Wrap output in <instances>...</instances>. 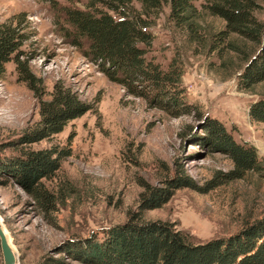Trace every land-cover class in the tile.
Masks as SVG:
<instances>
[{
  "label": "rangeland",
  "instance_id": "rangeland-1",
  "mask_svg": "<svg viewBox=\"0 0 264 264\" xmlns=\"http://www.w3.org/2000/svg\"><path fill=\"white\" fill-rule=\"evenodd\" d=\"M259 3L255 15L264 22V0ZM63 7L91 10L103 5L98 0H0V23L22 15L30 21L29 28L22 23L28 36L20 61H27L33 76L29 84L20 78L14 60L5 63L0 158L15 154L8 143L39 122V102L51 98L56 84L69 87L89 107L59 133L30 145L34 150L56 149L59 155V168L42 180L57 197L55 210H46L16 180L0 173V218L17 264H111L83 252L85 246L104 238L110 227L132 220L152 189L169 190L167 179L179 176L185 182L160 206L145 210L146 220L166 221L192 242L204 243L261 217L264 122L251 120L248 109L264 94V81L251 92L240 89L232 68H219L216 55L193 50L168 20L165 5L149 29L153 40L146 56L163 69L174 58L181 61V87L189 108L175 116L110 79L85 55L86 42L74 46L64 31L71 26ZM132 7L139 9L140 4L133 1ZM207 116L220 120L237 142L256 148L260 171L228 179L229 156L201 138Z\"/></svg>",
  "mask_w": 264,
  "mask_h": 264
},
{
  "label": "trees",
  "instance_id": "trees-1",
  "mask_svg": "<svg viewBox=\"0 0 264 264\" xmlns=\"http://www.w3.org/2000/svg\"><path fill=\"white\" fill-rule=\"evenodd\" d=\"M133 1L140 4L139 9L132 7ZM98 2L103 8L63 7L65 22L71 26L64 28L65 34L73 37L72 44L76 47L86 42L85 55L130 94L151 99L157 107L168 109L175 116L188 113L189 108L181 87V61L174 58L163 69L146 56L153 40L149 29L165 5L169 7L168 20L193 50L216 55L219 68H232L230 74H236L240 89L251 92L264 81V22L255 15L259 0H201L198 5L194 0ZM23 22L29 28L30 21L23 15L0 23V77L5 72V63L14 60L20 78L30 84L33 76L29 74L27 61H20L21 48L28 36ZM233 59L238 60L237 65ZM88 109L76 92L56 84L51 98L39 102V122L8 143L15 154L0 158V173L16 180L48 211L55 210L57 197L42 180L51 178L59 168V155L56 149L34 150L30 145L59 133L68 121ZM248 116L264 122V94L250 104ZM201 129V138L206 143L229 156L232 169L228 179L243 178L249 172L261 170L256 148L247 142H237L220 120L207 116ZM167 182L171 189H152L150 196L143 199L141 210L132 214V220L110 227L104 238L91 241L83 252L86 250L97 259L106 258L111 264H264V214L244 221L238 231L227 237L204 243L192 242L189 235L166 221L146 220L142 213L160 206L173 188L185 180L179 176Z\"/></svg>",
  "mask_w": 264,
  "mask_h": 264
},
{
  "label": "water",
  "instance_id": "water-1",
  "mask_svg": "<svg viewBox=\"0 0 264 264\" xmlns=\"http://www.w3.org/2000/svg\"><path fill=\"white\" fill-rule=\"evenodd\" d=\"M11 244L9 235L5 231L0 218V251L2 264H17V253Z\"/></svg>",
  "mask_w": 264,
  "mask_h": 264
},
{
  "label": "bare ground",
  "instance_id": "bare-ground-1",
  "mask_svg": "<svg viewBox=\"0 0 264 264\" xmlns=\"http://www.w3.org/2000/svg\"><path fill=\"white\" fill-rule=\"evenodd\" d=\"M4 227V226H3ZM4 229H5V231L7 232L8 230H6V228L4 227ZM7 234H8V232H7ZM9 235V234H8ZM12 245V244H11ZM13 246V245H12Z\"/></svg>",
  "mask_w": 264,
  "mask_h": 264
}]
</instances>
